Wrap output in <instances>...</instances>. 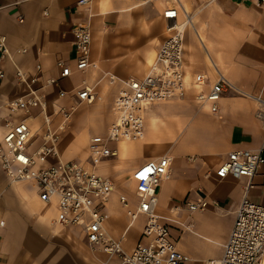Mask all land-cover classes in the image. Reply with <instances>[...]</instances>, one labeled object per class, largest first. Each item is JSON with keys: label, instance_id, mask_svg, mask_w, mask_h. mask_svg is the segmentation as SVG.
<instances>
[{"label": "crops", "instance_id": "0c3cea01", "mask_svg": "<svg viewBox=\"0 0 264 264\" xmlns=\"http://www.w3.org/2000/svg\"><path fill=\"white\" fill-rule=\"evenodd\" d=\"M134 1L88 0L85 6L76 7L77 0H0V34L6 35L9 48L8 56L0 62L5 73L0 79V137L5 120L23 119L34 135L33 147L38 146L43 127L55 128L60 122L56 108L74 101L70 95L59 98L57 92H70L84 81L95 87L101 100L82 103L70 114L71 125L67 122L68 128L60 133L57 152L62 161L87 164L89 138L104 135L114 118L113 101L120 80L144 76L167 35L161 16L163 1L137 0L140 5ZM179 2L177 21L183 23L190 16L182 41L185 95L148 105L142 137L118 141L117 156L97 161L96 171L113 181L124 168L122 174L130 182L114 183L115 191L102 209L108 234L128 252L143 241L140 235L146 219L139 214L130 221L126 214V209H133L138 202L131 172L144 161L167 155L171 173L155 188L156 213L168 225L177 250L188 258L180 264H205L220 258L248 182V200L264 205V124L256 117L257 103L252 97L226 93L212 113L207 105L197 103L195 95L206 92L220 72L243 92L264 98V8L257 7L254 0ZM140 16L141 26L149 19L165 30L156 49L155 37L146 47L142 44L135 26ZM76 24L89 27V60L93 65L84 73L60 78L57 61L74 67L72 29ZM19 48L25 52H16ZM150 50L153 54H148ZM37 64L40 78L56 79L44 92V109L34 107L29 115L9 113L6 102L26 92L24 86L16 84L14 71L19 68L32 74ZM104 73L114 75L116 81L108 84ZM196 74L205 76L204 84L195 82ZM66 81L71 84L64 85ZM102 120L103 129L90 133L89 126L96 128ZM172 131L174 136H165ZM79 136L81 145L74 153ZM238 149L260 150L262 161L252 178L217 177L218 165L227 153ZM120 195L127 199V206L120 203ZM186 201L206 204L190 210ZM56 214L54 200L42 203L32 183H11L0 170V264H119L116 256L91 248L78 227L55 224Z\"/></svg>", "mask_w": 264, "mask_h": 264}, {"label": "built area", "instance_id": "2783aa9c", "mask_svg": "<svg viewBox=\"0 0 264 264\" xmlns=\"http://www.w3.org/2000/svg\"><path fill=\"white\" fill-rule=\"evenodd\" d=\"M163 1L162 19L167 27V35L158 46L155 59L149 71L142 77L129 76L120 80V88L113 101L114 118L104 135L89 138L87 164L62 161L57 152L62 125H67L70 114L82 103L101 100L93 85L84 81L80 86L67 92L59 90V98L70 95L74 101L67 107L58 106L56 113L60 122L55 128L48 124L40 134V144L33 147V133L27 123L5 120L4 132L0 137V170L11 183L30 182L42 203L55 201L56 217L54 223L59 226L78 227L91 248L116 256L119 264H180L188 258L179 252L169 234L167 224L161 222L156 213L157 197L155 188L170 173L169 157L162 155L137 165L131 172L137 205L126 209L130 221L137 215H145L141 238L134 247L126 252L119 240L111 237L106 228V216L103 206L115 191L114 182L96 171V162L117 156V147L112 146L121 140L135 141L144 131V110L153 103L166 102L185 95V79L182 72L183 29L177 21L181 4L179 0ZM257 7L264 8V0H254ZM88 0H77L76 7L85 6ZM19 22L21 17L17 18ZM75 63L74 67L57 61L59 77L65 78L74 72L84 73L93 64L89 60L90 31L87 24H76L72 29ZM24 53V48L16 49ZM9 54L7 37L0 34V62ZM41 67L35 66V72L17 68L14 71L15 82L25 87L23 95L8 100L5 104L11 114L29 115L34 107H45L44 92L56 82L55 78H40ZM5 76L0 68V79ZM108 84L116 81L114 75L104 73ZM205 76L195 75L198 85L204 84ZM254 98L257 103L256 117L264 124V98L262 94L252 95L243 92L232 84L220 72L206 92L199 91L195 100L200 106L207 105L215 113L220 98L226 93ZM66 123V124H64ZM260 150L238 149L227 153L226 158L215 170L219 178L246 177L250 180L261 163ZM250 182L243 187V196L235 209L234 220L229 235L223 244L222 254L217 260L205 264H261L264 260V205L256 204L247 198ZM119 201L127 206V199L120 195ZM205 202L185 205L190 210L202 209ZM3 222L0 221V226Z\"/></svg>", "mask_w": 264, "mask_h": 264}, {"label": "rangeland", "instance_id": "374dc122", "mask_svg": "<svg viewBox=\"0 0 264 264\" xmlns=\"http://www.w3.org/2000/svg\"><path fill=\"white\" fill-rule=\"evenodd\" d=\"M140 20H143V17L142 16H140L139 17V19H136L135 20V26L137 27V29L139 30V32H140V36L143 38V42H142V44L144 45V47H146L145 46V44L148 42V41H150V39L151 38H154L155 37V39H153L154 40V42H157V43H155L156 45H155V49L157 48V44H158V42L164 37V35H165V30H164V28H162L161 30L157 27V24L155 23V21L154 20H149V19H145V21H146V23L144 24V26H141L140 25V23H139V21ZM152 40V39H151ZM149 53H152L153 54V51L152 50H150L149 52H148V54ZM64 85H69V84H71L70 82H64L63 83ZM153 110H157L158 112H159V110H160V108H152ZM77 114H79L78 113V111L76 112V113H74V116L75 115H77ZM149 114V112H147V113H145V118L147 117V115ZM84 115V114H83ZM84 117V116H83ZM70 118V117H69ZM69 120V119H68ZM146 120H147V118L145 119V122H146ZM105 124V122L102 120V122H100V121H98L97 122V125H96V128H93L92 126H89V132L91 133H93V132H97V131H101L102 129H103V125ZM71 125V123L70 122H68V126H70ZM81 125V124H80ZM79 127H81V126H79ZM68 127H66V129H67ZM165 136L166 137H171V136H174V131H172V132H167V133H165ZM80 138H82L81 136H79V137H77V143H75V151H74V153H78V151H79V149L77 148L78 146H80L81 145V143H80ZM161 146H162V144H160ZM112 146H114V147H117L118 148V142L116 143V144H112ZM159 146V145H158ZM156 148H158V147H156ZM146 152L147 153H149V150H148V148H146ZM152 154H154V153H152ZM151 155V154H150ZM113 157H115V156H113ZM109 159H113V158H109ZM74 160H76V159H74ZM104 163V161H102V164ZM105 164V163H104ZM126 167V166H125ZM124 169V168H123ZM123 169L122 170H119L118 172H117V176H116V179H113V182L115 183V184H118V183H124V184H126V185H128L130 182H129V180L126 178V176L124 177V171H123ZM123 173V174H122ZM130 185V184H129Z\"/></svg>", "mask_w": 264, "mask_h": 264}, {"label": "bare ground", "instance_id": "6f19581e", "mask_svg": "<svg viewBox=\"0 0 264 264\" xmlns=\"http://www.w3.org/2000/svg\"><path fill=\"white\" fill-rule=\"evenodd\" d=\"M134 2H135L134 4L138 3V5H140V3H139L137 0H135ZM189 20H190V16H189V17H186V18H185V21H184L183 23H182V22L180 23V24H181L180 26H181V28L183 29V31H184L185 28L190 24V21H189ZM165 27H166V26H165ZM166 30H167V27H166ZM152 61H153V59L151 58V59H150V62L152 63ZM75 109H76V108H75ZM75 109H74V110H75ZM144 123H145V122H144ZM64 124H66V123H64ZM66 127H67V125H62L60 133H61ZM122 143L125 144L126 142L123 141ZM56 148H57V146H56ZM98 161H99V160H98ZM13 183H15V182H13Z\"/></svg>", "mask_w": 264, "mask_h": 264}]
</instances>
